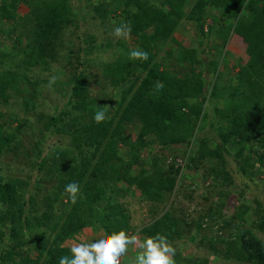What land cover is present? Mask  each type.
I'll return each mask as SVG.
<instances>
[{
	"label": "trees",
	"instance_id": "1",
	"mask_svg": "<svg viewBox=\"0 0 264 264\" xmlns=\"http://www.w3.org/2000/svg\"><path fill=\"white\" fill-rule=\"evenodd\" d=\"M79 1L0 0V264H59L66 240L97 226L138 249L165 235L175 264H264L250 174L264 168V0ZM114 22L134 47L110 37ZM207 37L221 41L212 53ZM190 242L209 250L185 255Z\"/></svg>",
	"mask_w": 264,
	"mask_h": 264
},
{
	"label": "clouds",
	"instance_id": "2",
	"mask_svg": "<svg viewBox=\"0 0 264 264\" xmlns=\"http://www.w3.org/2000/svg\"><path fill=\"white\" fill-rule=\"evenodd\" d=\"M130 30V29H129ZM113 35L117 38L125 37L124 27H116ZM148 55L146 50H132L129 57L139 60ZM105 113L98 111L94 115L97 123L105 119ZM209 186V182H206ZM65 192L70 194L75 203L80 192L79 184L69 183ZM137 244V237L130 235L126 229L118 231L103 230L94 239L82 238L79 244L70 249V255L62 256L59 264H122L129 247ZM177 249L169 243L167 237L160 233L146 238L140 245V252L136 256V264H175Z\"/></svg>",
	"mask_w": 264,
	"mask_h": 264
},
{
	"label": "rangeland",
	"instance_id": "3",
	"mask_svg": "<svg viewBox=\"0 0 264 264\" xmlns=\"http://www.w3.org/2000/svg\"><path fill=\"white\" fill-rule=\"evenodd\" d=\"M72 2H73V5H74V7L76 8V9H79V8H81V5H80V1L79 0H72ZM118 15H121L120 13H118L117 14V16ZM116 16V17H117ZM115 17V18H116ZM111 24V23H110ZM110 24H108V23H103V25H106L107 27H109L110 26ZM115 22L113 23V25H112V28H111V31H110V37L111 38H115V39H118L117 37H115L114 35H113V33H114V30H115ZM88 29V32L90 31V32H94L92 29H90L89 27L87 28ZM96 33H98L100 36V39H103V37H105L106 38V35L104 36V33H102L101 34V32H99V31H97ZM128 32H127V35L125 36V37H121L122 38V40L125 42L126 41V45H129V46H135V44H136V41L135 40H133V39H131L130 37H128ZM109 36V35H108ZM217 37V36H216ZM214 38H215V36H214ZM194 40H197L196 39V37H195V39ZM202 41H203V44H204V48H207V50L208 49H210L209 50V52H213L212 50H213V48L217 45V44H220V40H218V39H211V38H203V39H201ZM211 40H212V42H211ZM108 52H109V49L107 50H105L104 48L103 49H98V50H96L95 51V53H94V56H98V58H99V60L101 61V60H105V61H107L108 60ZM165 65H171L172 67H174V69L177 71V73H181L182 71H183V68L184 67H182V66H178V65H176L175 64V60L174 59H163V60H161ZM189 62H185V64H187L186 66L188 67V64ZM175 64V65H174ZM185 66V67H186ZM210 67H211V65H210ZM201 68V67H200ZM209 70H211V68H209L208 69V71ZM96 71H97V73L99 74V75H101V71L99 70H97L96 69ZM236 71V70H235ZM229 74V73H228ZM231 75H229V77H230ZM101 77V76H100ZM229 79V78H228ZM228 79H227V81H228ZM221 83V82H220ZM93 88H94V90L96 91V93H97V91H98V88H100V86H98V85H94L93 86ZM52 93L49 95L51 98H53L54 96H56V98L57 99H55V101H54V103H53V105L55 104V103H59V102H65L66 100H67V96H65V95H61V93L59 92V91H57V92H54V91H51ZM59 99H60V101H59ZM49 105H52V103L51 104H49ZM8 116L9 115H11V114H7ZM16 114H14V115H12V116H15ZM5 120H9V117H7V118H5ZM19 121L21 122V118L19 119ZM27 141V140H26ZM58 144H60V143H58ZM14 158V155L12 154V153H10V152H8V153H5L2 157H1V162H3V164L4 165H6V166H9V164L10 163H12L10 160H12ZM14 160V159H13ZM24 157L23 156H19L18 157V159H17V161H18V164H21V166L24 164ZM233 161V160H232ZM21 162V163H20ZM236 162L235 161H233V163H232V168H235L236 167V164H235ZM251 173V175L252 176H254L255 177V179L258 181L257 182V184L259 185V187L260 186H263V187H260V189H258L257 190V193H256V195L255 196H258V195H260V200L262 201V202H264V168L263 167H260V168H255V169H252L251 171H250ZM1 173V172H0ZM209 182V181H208ZM192 192H190V190H185L184 192H182V194H180L181 196H180V198L181 199H184V197H185V195L187 194V195H189V194H191ZM255 193V192H254ZM262 193V194H261ZM213 193H211V192H207L206 193V197L204 198V197H201L200 198V196L201 195H194V196H196V197H198L197 199H195L194 201H195V204L197 205V204H200V205H203V206H206L207 205V203H205L206 202V200L208 201V205L210 204V202H211V195H212ZM186 195V196H187ZM254 196V195H253ZM233 201H235V199H233V198H231L229 201H228V203H227V205L225 206V211H226V215L227 216H230V214L232 213V209H233ZM184 202H185V205L187 204H189V202L187 203V201L184 199ZM193 202H191V206H190V208H191V210H190V212L193 210L194 211V207L196 206ZM58 206H59V209H63V208H65V207H67V198H61L60 199V203L58 204ZM85 236H87V233H85V234H83L82 235V238L83 237H85ZM187 240H189V239H187ZM191 243V242H190ZM183 244H185V243H183ZM192 245H191V247H190V245H188L187 244V246L186 245H183V248H182V250H184L185 251V255H188V254H200V253H203V250L204 251H206V250H209L208 249V247H209V243L208 242H205V244L204 245H201V246H197V243H194V242H192L191 243ZM138 250V249H137ZM135 248H133V246H130L129 247V249H128V251H127V253L124 255V256H122V264H136V261H135V258H136V256L139 254V250L137 251ZM212 259H214L213 257H212Z\"/></svg>",
	"mask_w": 264,
	"mask_h": 264
},
{
	"label": "crops",
	"instance_id": "4",
	"mask_svg": "<svg viewBox=\"0 0 264 264\" xmlns=\"http://www.w3.org/2000/svg\"><path fill=\"white\" fill-rule=\"evenodd\" d=\"M65 209H66V207L63 208L62 210H65ZM102 231H103V228L101 226L86 227L80 233L75 235L74 237L67 239L66 242H65V246L73 247L74 245L79 244L80 240L82 239V235L85 234V233H87V236H85L83 238L94 239L95 236L99 232H102ZM133 248H135V249L137 248L138 249V247L136 245H133ZM138 250L140 251V248Z\"/></svg>",
	"mask_w": 264,
	"mask_h": 264
}]
</instances>
